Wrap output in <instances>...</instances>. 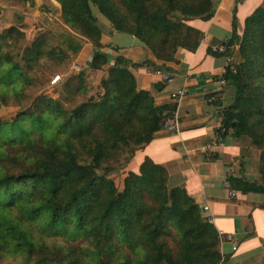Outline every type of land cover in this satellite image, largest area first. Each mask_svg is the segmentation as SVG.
Masks as SVG:
<instances>
[{"label": "trees", "instance_id": "trees-1", "mask_svg": "<svg viewBox=\"0 0 264 264\" xmlns=\"http://www.w3.org/2000/svg\"><path fill=\"white\" fill-rule=\"evenodd\" d=\"M54 1L60 19L23 46L18 59L13 48L23 34L15 27L0 33V107L18 108L0 120V264H217V230L183 188L169 186L162 166L146 158L121 191L112 180L170 111L138 89L130 68L167 69L104 53L97 14L111 32L133 36L168 63L180 48L197 49L203 34L188 23L209 21L218 0ZM85 41L93 45L88 69L108 66L100 91L80 70L65 83L66 97L41 94L24 107L28 73L41 61L72 65ZM229 41L233 68L222 79L235 98L222 110L220 127L223 139L229 132L246 136L260 150L264 193V0L245 19L241 37L233 31Z\"/></svg>", "mask_w": 264, "mask_h": 264}, {"label": "crops", "instance_id": "crops-1", "mask_svg": "<svg viewBox=\"0 0 264 264\" xmlns=\"http://www.w3.org/2000/svg\"><path fill=\"white\" fill-rule=\"evenodd\" d=\"M262 1L243 0L235 5V0H218L209 21L188 23L203 34L197 49L191 52L180 48L176 62L168 63L157 61L133 36L111 32V26L98 19L104 53L113 58L120 55L133 63L146 59L167 69L130 68L138 89L148 91L156 105L168 106L166 121L177 124L176 132L159 130L148 144L134 152L125 168L113 175L119 178L117 189L122 190L129 172L138 173L146 158L162 166L168 173L169 186L183 188L218 233L235 235V252H231L230 244L220 247L228 264H264V193L259 190L261 152L248 137H234L229 132L210 152L205 151L204 146L214 140L221 126L222 110L235 98L233 89L218 85L226 64L213 48L231 40L233 31L241 37L245 19ZM92 52L93 45L85 41L73 64L84 71L98 92L101 80L107 78L108 66L88 69ZM165 74L170 83L164 82ZM179 89H184L186 95L176 103L170 94Z\"/></svg>", "mask_w": 264, "mask_h": 264}, {"label": "rangeland", "instance_id": "rangeland-1", "mask_svg": "<svg viewBox=\"0 0 264 264\" xmlns=\"http://www.w3.org/2000/svg\"><path fill=\"white\" fill-rule=\"evenodd\" d=\"M34 2V7L28 5L23 7L0 1V33L10 27H15L23 34L20 46L13 48L15 59H18L20 49L29 45L38 34L44 32L52 19H60V6L54 0H34ZM97 17L101 22H106L100 14H97ZM39 65L34 71L28 73L31 77V84L25 92L27 99L24 107L26 108L36 96L41 94L54 98L66 97L64 93L65 83L78 74V72L71 70L74 64L71 65L68 62L61 66H54L41 61ZM57 75L60 80L55 86H50V81ZM87 78L89 79V77ZM17 112L18 108L13 106L0 107V120H10ZM112 180L115 185H119L117 176H112Z\"/></svg>", "mask_w": 264, "mask_h": 264}, {"label": "built area", "instance_id": "built-area-1", "mask_svg": "<svg viewBox=\"0 0 264 264\" xmlns=\"http://www.w3.org/2000/svg\"><path fill=\"white\" fill-rule=\"evenodd\" d=\"M231 50H233V47H229L226 42L221 44V45H219V46H215L213 48V51H214L215 54L220 55V56H222L224 58L226 67H230L232 69L233 68L232 67L233 57H229L227 55V53L229 51H231ZM71 70L73 72H79L80 68L77 65H73ZM59 80H60V77L58 75L55 76L50 81V86H55ZM164 82L165 83H170L171 82V79L169 78V75H167V74L164 75ZM225 84H226L225 81L223 79H221L219 81L218 85L220 86V85H225ZM185 95H186V91L184 89H179V90L173 91L170 94V99L177 103L180 100H182L185 97ZM161 130L162 131H169V132H174V131L176 132L177 131V124H176V122L165 121L163 126H162V128H161ZM223 134H224V129L219 127V129L217 131V134L214 137V140L212 142L207 143L204 146L205 151L206 152H210L213 149L212 147L215 144L221 143L223 141ZM203 209L204 210H208V207H204ZM218 238H219L220 247L226 243V244H230L231 245V252H235L236 251L238 242H237V239H236L235 235L218 233ZM220 253H221V257H220V260H219V262L217 264H228L225 261V256H224L223 252H220Z\"/></svg>", "mask_w": 264, "mask_h": 264}]
</instances>
